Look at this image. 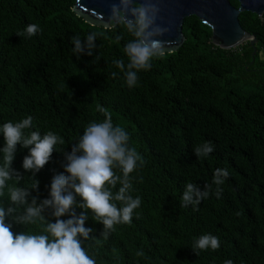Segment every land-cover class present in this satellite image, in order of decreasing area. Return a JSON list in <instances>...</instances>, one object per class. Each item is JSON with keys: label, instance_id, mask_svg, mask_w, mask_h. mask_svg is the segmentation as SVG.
<instances>
[{"label": "trees", "instance_id": "trees-1", "mask_svg": "<svg viewBox=\"0 0 264 264\" xmlns=\"http://www.w3.org/2000/svg\"><path fill=\"white\" fill-rule=\"evenodd\" d=\"M229 1L239 6L238 0ZM73 4L0 0V125L31 115L33 128L26 134L52 131L65 141L57 151H71L89 123L103 121L99 108L128 132L129 146L143 160L130 174L129 194L140 197L141 205L131 223L117 225L107 240L100 237L103 225L90 214L85 226L98 240L85 242L89 255L96 264H264V14L260 19L239 13L241 26L257 42L230 50L211 42V29L199 18L186 17L182 45L154 58L129 88L112 61L127 64L124 46L133 37L119 26L107 30L86 23ZM29 24L41 31L29 37ZM90 32L99 34L94 55L77 56L70 38L84 39ZM209 142L214 151L198 158L194 148ZM17 148L12 167L26 175L21 184L28 186L22 168L28 150ZM63 161L54 151L37 174L40 199L48 197L51 178L64 171ZM218 168L229 173L221 185L213 183ZM116 174L122 175L119 169ZM187 183L201 191L209 186L198 211L183 206ZM12 230L39 228L14 224ZM205 234L218 237L220 247L196 255L192 246Z\"/></svg>", "mask_w": 264, "mask_h": 264}, {"label": "clouds", "instance_id": "clouds-1", "mask_svg": "<svg viewBox=\"0 0 264 264\" xmlns=\"http://www.w3.org/2000/svg\"><path fill=\"white\" fill-rule=\"evenodd\" d=\"M160 11L154 0H119L110 5L107 19L103 18L105 29L113 30L119 26L133 37L124 46L127 64L124 59L112 61L123 72L129 88L136 86L140 71L152 67L154 58L165 55L170 44L162 39L170 32V27L157 23ZM39 31L36 24H29L25 29L29 37ZM98 35L90 32L84 39L73 35L70 38L75 45L73 53L93 56ZM116 39L120 40L122 36L117 35ZM98 110L105 118L102 122L89 123L79 139L71 143V151H65V148L57 151L56 146L64 145L65 141L52 131L41 135L33 130L26 134L25 130L33 128L31 115L15 123L8 121L0 125L4 140L0 147V264H96L85 247L86 241L98 240L92 235L95 230L85 226L90 214L94 223L103 225L100 237L105 240L117 225L131 223L141 198L129 194L132 189L130 174L136 170L138 162L142 166L143 160L129 146L128 132L114 125L111 115L103 108ZM18 145L28 150L22 160L24 173L31 180L28 186L21 184L26 175L12 167ZM54 151L63 154L64 171L51 178L48 197L40 199V181L36 176L49 163ZM213 151L210 142L194 148L198 158ZM116 169L122 175H117ZM228 175L226 169H216L213 183L223 184ZM9 181L15 183L9 184ZM118 184L120 186L114 192ZM208 188L206 184L201 191L195 183H187L182 196L183 206L191 204L193 211H198L197 206L209 195ZM33 191L37 195H32ZM77 209L81 211L78 213ZM14 224L24 228L35 225L39 231L14 233ZM219 247L218 237L205 234L195 240L192 250L198 255L197 250L215 251ZM136 255L142 256L143 252ZM225 264L233 262L227 260Z\"/></svg>", "mask_w": 264, "mask_h": 264}, {"label": "water", "instance_id": "water-1", "mask_svg": "<svg viewBox=\"0 0 264 264\" xmlns=\"http://www.w3.org/2000/svg\"><path fill=\"white\" fill-rule=\"evenodd\" d=\"M119 0H74L72 11L86 23L102 26L107 19L109 7ZM143 2V0H141ZM161 9L157 23L170 27V32L162 39L170 44L166 52L176 50L185 40L183 23L191 15L199 18L211 29V42L222 49H234L249 41L252 47L257 42L255 36L246 31L239 22V13L249 11L262 19L264 0H238L235 7L229 0H154ZM255 49H253V54Z\"/></svg>", "mask_w": 264, "mask_h": 264}]
</instances>
